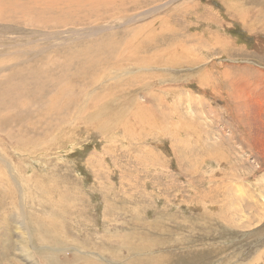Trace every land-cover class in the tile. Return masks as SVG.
<instances>
[{
	"label": "rangeland",
	"instance_id": "rangeland-1",
	"mask_svg": "<svg viewBox=\"0 0 264 264\" xmlns=\"http://www.w3.org/2000/svg\"><path fill=\"white\" fill-rule=\"evenodd\" d=\"M112 1L0 22V264H264V0Z\"/></svg>",
	"mask_w": 264,
	"mask_h": 264
},
{
	"label": "bare ground",
	"instance_id": "bare-ground-1",
	"mask_svg": "<svg viewBox=\"0 0 264 264\" xmlns=\"http://www.w3.org/2000/svg\"><path fill=\"white\" fill-rule=\"evenodd\" d=\"M108 1L109 3H113L112 0H0V22L4 21L7 17H10L8 15L11 11L14 10L16 12V6L20 3L23 4V7L21 8L20 11L22 15L25 17L24 19H22V21L27 23L28 27H33V28L37 27L41 29L59 28V27L66 26L69 23H74V22H79V21L89 20V19H91L92 21L98 22V20H100L101 18L109 14L108 11L110 10V8L106 5ZM130 1H133V0H130ZM35 16H37L38 19H35ZM14 19L16 20L17 18L15 17ZM18 26H16V28ZM20 27L17 29H20ZM104 59H105L104 60L105 64L109 62L107 60L108 58H104ZM89 60L93 61L92 59H89ZM89 60L86 59V57H84V60L79 63L78 65L79 73L92 67V62H90ZM93 64H95L94 61H93ZM92 68H99V66H94ZM34 83L35 85L32 86L34 90L33 92H35L37 99H38L40 97L38 95V92L40 90V89L38 90L40 86L39 81L35 79ZM36 83L38 85H36ZM18 88L13 89L11 91H17ZM240 91L243 92L242 90H239V93ZM23 92H24V86H22L21 90L19 91L18 93L19 96L11 98L12 95H11L10 90L9 89L6 90L5 93L9 95L10 98L0 95V103H1L0 108H6L8 110L20 109L21 106L27 104V102H22L20 100L21 97L25 99L27 97ZM94 109H95L94 111L89 112V118H96L98 115L104 112V109L100 107L98 109L95 107ZM68 111H69V107L64 106L63 104L59 105V103L53 104L51 107V113L56 116L62 115L61 118H66L65 114L67 115ZM258 111H259V114H261L262 109L258 108ZM254 144L260 145V143L257 141L254 142Z\"/></svg>",
	"mask_w": 264,
	"mask_h": 264
}]
</instances>
